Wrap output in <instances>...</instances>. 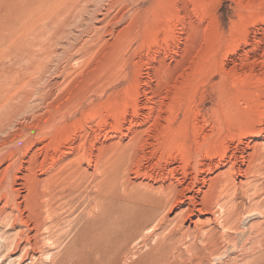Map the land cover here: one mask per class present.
I'll list each match as a JSON object with an SVG mask.
<instances>
[{"label": "rangeland", "instance_id": "374dc122", "mask_svg": "<svg viewBox=\"0 0 264 264\" xmlns=\"http://www.w3.org/2000/svg\"><path fill=\"white\" fill-rule=\"evenodd\" d=\"M263 126L264 0H0V192L6 195L0 204L9 202L10 186H16L21 203L12 214L25 218L19 223L9 215L1 218L0 264H72L79 256L80 264H95L99 253L82 246L93 225L99 249L121 250L102 258L106 264H264V144L252 146L264 143ZM220 143L228 156L238 146L250 150L253 159L242 168L254 174L231 173L228 186L224 178L203 185L205 170L197 175L196 168L217 160ZM199 187L213 188V198L218 190L220 203L208 222V215L185 212ZM143 191L154 197L157 212L147 217V232L109 241L110 234L127 230L113 217ZM53 213L59 222L49 239L42 224ZM43 216L48 219L41 223ZM38 224L46 236L43 247L34 259L19 262L23 249L14 255L10 244L20 231L33 235Z\"/></svg>", "mask_w": 264, "mask_h": 264}, {"label": "bare ground", "instance_id": "6f19581e", "mask_svg": "<svg viewBox=\"0 0 264 264\" xmlns=\"http://www.w3.org/2000/svg\"><path fill=\"white\" fill-rule=\"evenodd\" d=\"M238 1V0H237ZM253 2V1H252ZM38 4V3H37ZM33 6V5H32ZM31 7V6H30ZM41 12V11H40ZM69 12V11H68ZM23 14V13H22ZM81 15V14H80ZM67 16V15H66ZM90 16V15H89ZM64 17V16H63ZM62 17V18H63ZM68 17V16H67ZM253 17V16H252ZM257 17V16H256ZM65 18V17H64ZM79 18V17H78ZM92 18V17H91ZM75 19V18H74ZM76 19H77V17H76ZM80 19V18H79ZM97 19V18H96ZM256 19H258V18H256ZM64 20V19H63ZM63 20H62V22H63ZM80 20H82V19H80ZM253 21H254V19H252ZM97 21H99V20H97ZM257 21V20H256ZM258 21H259V19H258ZM261 21V20H260ZM48 22H50V20L48 21ZM71 22H72V20H71ZM79 22V21H78ZM251 22V21H250ZM82 23V22H81ZM87 23V22H86ZM100 23V22H99ZM252 23V22H251ZM80 24V23H79ZM250 24V23H249ZM82 25V24H81ZM86 25V24H85ZM93 25V24H92ZM79 27V26H78ZM82 27V26H81ZM84 27V26H83ZM82 27V28H83ZM63 28V27H62ZM64 28H66V27H64ZM86 28V27H85ZM84 28V29H85ZM246 28V27H245ZM57 29H58V27H57ZM243 29V28H242ZM62 32V31H61ZM66 32V31H65ZM246 32V31H245ZM60 33V32H59ZM63 33V32H62ZM61 34V33H60ZM65 34V33H64ZM56 35V34H55ZM96 35V34H95ZM98 35H99V33H98ZM241 35H243V34H241ZM60 37V36H59ZM56 38V37H55ZM88 40V39H87ZM235 40V39H234ZM58 40H56V42H57ZM85 41V40H84ZM236 41V40H235ZM54 42V41H53ZM234 44V43H233ZM245 44V43H244ZM231 46V45H230ZM73 47V46H72ZM235 47V46H234ZM78 48H80V47H78ZM230 48V47H229ZM233 48V47H232ZM241 48V47H240ZM63 49V48H62ZM231 49V48H230ZM77 50V49H76ZM233 51V50H232ZM54 52V51H53ZM227 52H228V49H227ZM229 52H230V50H229ZM232 53V52H231ZM49 54V53H48ZM26 55V54H25ZM51 55V54H50ZM246 55V54H245ZM27 56V55H26ZM61 56V55H60ZM71 57V56H70ZM20 58V57H19ZM50 58V57H49ZM246 58V57H245ZM259 59V58H258ZM36 60H38V59H36ZM49 60V59H48ZM61 61V60H60ZM38 62H36V64H37ZM255 63V62H254ZM35 64V65H36ZM79 65V64H78ZM247 65V64H246ZM235 67V66H234ZM261 67V66H260ZM41 69H42V67H40ZM52 68H54V67H52ZM247 68V67H246ZM244 69V68H243ZM236 71V70H235ZM257 71V70H256ZM261 71V70H260ZM263 77V76H262ZM250 79V78H249ZM238 80V79H237ZM239 81H240V78H239ZM262 81H263V79H262ZM49 87V86H48ZM154 87V86H153ZM40 88V87H39ZM44 89V88H43ZM32 90V89H31ZM58 90V89H57ZM153 91V90H152ZM155 91V90H154ZM49 93V92H48ZM155 93V92H154ZM25 94V93H24ZM45 94V93H44ZM257 94V93H256ZM28 95V94H27ZM43 95V94H42ZM137 95V94H136ZM159 95V94H158ZM25 97V96H24ZM263 97V96H262ZM36 98V97H35ZM23 99V98H22ZM237 99H238V97H237ZM43 100V99H42ZM134 100V99H133ZM30 102V101H29ZM40 102V101H39ZM133 102V101H132ZM30 103H32V102H30ZM63 103V102H62ZM160 103V102H159ZM194 103V102H193ZM126 104V103H125ZM130 104V103H129ZM26 105V104H25ZM135 105V104H134ZM158 105V104H157ZM38 106V105H37ZM129 106V105H128ZM257 106V105H256ZM260 106V105H259ZM30 107V106H29ZM153 107V106H152ZM195 107V106H194ZM87 108V107H86ZM125 108V107H124ZM132 108V107H131ZM253 108H255V107H252L251 109L252 110H254ZM57 109V108H56ZM194 109V108H193ZM259 109V108H258ZM263 109V108H262ZM32 110V109H31ZM110 110V109H109ZM140 110V109H139ZM15 111V110H14ZM113 111H115V110H113ZM97 112V111H96ZM139 111L136 109V110H134V113H135V115H138L139 113H138ZM194 112V111H193ZM252 112V111H251ZM82 113H84V112H82ZM109 113V112H108ZM184 113V112H183ZM112 114V113H111ZM196 114V113H195ZM261 114V113H260ZM85 115V114H84ZM83 114H82V116H84ZM113 115V114H112ZM111 115V116H112ZM114 115H116V114H114ZM125 115V114H124ZM197 115V114H196ZM199 115V114H198ZM16 116V115H15ZM87 116H89V115H87ZM87 116H85V117H87ZM122 116V115H121ZM191 116V115H190ZM92 118H93V116H91ZM90 117V118H91ZM108 117H109V115H108ZM116 117H117V115H116ZM115 117V118H116ZM118 117H119V115H118ZM249 117V116H248ZM260 117V116H259ZM120 118V117H119ZM118 118V119H119ZM124 118V117H123ZM122 118V119H123ZM139 118V117H138ZM194 118V117H193ZM251 118V117H250ZM80 119V118H79ZM83 119V118H82ZM88 119H89V117H88ZM171 119V118H170ZM247 119V118H246ZM27 120V119H26ZM5 121V120H4ZM73 121V120H72ZM72 121H71V123H72ZM78 121V120H77ZM115 121V120H114ZM120 121H122V120H120ZM131 121H132V119H131ZM171 121V120H170ZM13 122V121H12ZM26 122V121H25ZM251 122V121H250ZM262 122V121H261ZM74 123H75V121H74ZM121 123V122H120ZM130 123H132V122H130ZM141 122H135V124H140ZM170 123V122H169ZM172 123V122H171ZM203 123H204V121H203ZM13 124V123H12ZM78 126L81 128V126H80V122H78ZM113 124V123H112ZM114 124H115V122H114ZM159 124V123H158ZM181 124V123H180ZM232 124V123H231ZM253 124H255V123H253ZM74 125V124H73ZM93 125V124H92ZM100 125H101V123H100ZM104 125V124H103ZM118 125H120V124H118ZM131 125H133V124H131ZM143 125V124H142ZM243 125V124H242ZM249 125V124H248ZM259 125V124H258ZM40 126V125H39ZM113 126V125H112ZM160 126H162V125H160ZM250 126V125H249ZM28 127H29V125H28ZM36 127V126H35ZM77 127V126H76ZM83 127V126H82ZM92 127V126H91ZM98 127H100V126H98ZM119 127V126H118ZM125 127V126H124ZM154 127V126H153ZM204 127V126H203ZM264 127V126H263ZM10 128V127H9ZM94 128V127H93ZM113 128V127H112ZM122 128V127H121ZM126 128V127H125ZM164 128V127H163ZM170 128V127H169ZM168 128V129H169ZM242 128H244L243 126H242ZM246 128V127H245ZM245 128H244V130H245ZM251 128V127H250ZM250 128H248V129H250ZM7 129V128H6ZM15 129V128H14ZM69 129V128H68ZM74 129V128H73ZM98 129H100V128H98ZM116 129V128H115ZM192 129H193V126H192ZM241 129V128H240ZM247 129V130H248ZM11 130V129H10ZM77 130V129H76ZM75 130V131H76ZM81 130H82V128H81ZM102 130V129H101ZM127 130V129H126ZM139 130V129H138ZM143 130V129H142ZM158 130V129H157ZM163 130V129H162ZM194 130V129H193ZM207 130V129H206ZM210 130V129H209ZM255 130L256 129H254L253 131H252V133H258V132H255ZM2 131V130H1ZM7 131V130H6ZM63 131V130H62ZM74 131V132H75ZM173 131V130H172ZM242 131V130H241ZM246 131V130H245ZM248 131H250V130H248ZM60 132V131H59ZM64 132H67V131H65L64 130ZM71 132V131H70ZM82 132V131H81ZM102 132V131H101ZM108 132V131H107ZM130 132V131H129ZM138 132V131H137ZM147 132V131H146ZM8 133V132H7ZM15 133V132H14ZM63 133V132H62ZM76 133V132H75ZM106 133V132H105ZM123 133V132H122ZM141 133V132H140ZM168 133V132H167ZM244 133H246V132H244ZM248 133H250V132H248ZM11 134V133H10ZM61 134V133H60ZM74 134V133H73ZM80 134V133H79ZM95 134V133H94ZM101 134V133H100ZM103 134V133H102ZM142 134V133H141ZM195 134V133H194ZM198 134V133H197ZM233 134V133H232ZM1 135V134H0ZM7 135V134H6ZM18 135V134H17ZM92 135H93V133H92ZM98 135V134H97ZM109 135H111L110 133H109ZM134 135V134H133ZM140 135V134H139ZM157 135V134H156ZM204 135V134H203ZM225 135V134H224ZM91 136V135H90ZM89 136V137H90ZM114 136V135H113ZM153 136V135H152ZM173 136V135H172ZM205 136H207V135H205ZM62 137V136H61ZM74 137V136H73ZM94 137V136H93ZM92 137V138H93ZM104 137H105V135H104ZM109 137V136H108ZM137 137V136H136ZM139 137V136H138ZM210 137V136H209ZM56 138V137H55ZM72 138V137H71ZM91 138V137H90ZM91 138V139H92ZM95 138V137H94ZM107 138V137H106ZM133 138V137H132ZM155 138V137H154ZM191 138V137H190ZM223 138V137H222ZM98 139V138H97ZM104 139V138H103ZM75 140V139H74ZM79 140V139H78ZM95 140V139H94ZM93 140V142H96V140L94 141ZM102 140V139H101ZM109 140V139H108ZM149 140V139H148ZM68 141V140H67ZM66 141V142H67ZM87 141V140H86ZM130 141V140H129ZM128 141V142H129ZM139 141H140V138H139ZM207 141V140H206ZM221 141H222V139H221ZM240 141V140H239ZM62 142V141H61ZM66 142L65 143H63V145L64 144H66ZM90 142V141H89ZM224 142V141H223ZM47 143V142H46ZM58 143V142H57ZM69 143V142H68ZM132 143V142H131ZM135 143V142H134ZM144 143H146V144H148L149 142L147 141V139H146V141L144 142ZM143 143V144H144ZM157 143V142H156ZM161 143V142H160ZM170 143H171V141H170ZM217 143H219V142H217ZM216 143V144H217ZM90 144V143H89ZM100 144V143H99ZM102 144V143H101ZM100 144V145H101ZM139 144V143H138ZM142 144V145H143ZM145 144V145H146ZM168 144V143H167ZM212 144V143H211ZM239 144V143H238ZM262 144H264V143H253V147H258V145H262ZM48 145H49V143H48ZM54 145V144H53ZM62 145V144H61ZM60 145V146H61ZM129 145V144H128ZM133 145H135V144H133ZM144 145V146H145ZM156 145V144H155ZM195 145H196V143H195ZM218 145V144H217ZM219 145H221L219 148L218 147H216V150H214L215 152H216V154H218V158H217V160L216 161H212V162H207V163H203V162H201V163H199L198 165V167L196 168L197 170H196V173H197V175H198V172L200 171V170H205L204 171V173H206L205 174V176H203L200 180L202 181H200L203 185L204 184H206L207 182H210L209 184L210 185H208V186H210V187H212V183H213V185H214V183L217 181V179L218 178H221V179H223V180H225L224 182H225V184L228 186L229 184H231L234 180V177H231V173H235V174H237V175H239V176H242L243 175V173H245V174H247V170L246 169H244V168H242V166H243V163H246V162H250V160H251V158H252V156L254 155L253 153V155H251V153L248 151V150H246L245 148H241V147H237V150H236V148H234V150L232 149V152H231V155L230 156H228V152H227V147L226 146H224L223 144H219ZM227 145V144H226ZM247 145L249 146L250 144L249 143H247ZM46 146V145H45ZM86 146V145H85ZM97 146V145H96ZM114 146V145H113ZM175 146V145H174ZM209 146V145H208ZM216 146V145H215ZM54 147H55V145H54ZM64 147V146H63ZM71 147V146H70ZM93 147V146H92ZM137 147V146H136ZM148 147V146H147ZM161 147V146H160ZM164 147V146H163ZM168 147V146H167ZM252 147V148H253ZM255 148L256 150H258V148ZM30 148V147H29ZM27 149L26 150V152L28 153L29 152V150L30 149ZM38 148V147H37ZM61 148V147H60ZM87 149H88V147H86ZM128 148V147H127ZM134 148H135V146H134ZM133 148V149H134ZM169 148V147H168ZM174 148V147H173ZM204 148V147H203ZM208 148V147H207ZM218 148V149H217ZM249 148V147H248ZM46 149V148H45ZM55 149V148H54ZM93 149V148H92ZM97 149V148H96ZM96 149H94V150H96ZM98 149H102V146H101V148H98ZM110 149V148H109ZM146 149H148V148H146ZM171 149V148H170ZM176 149V148H175ZM185 149V148H184ZM40 150V149H39ZM47 150H48V148H47ZM72 150V149H71ZM74 150V149H73ZM88 150H90V149H88ZM106 150V149H105ZM161 150H163V149H161ZM169 150V149H168ZM187 150V149H186ZM195 150V149H194ZM203 150V149H202ZM254 150V149H253ZM10 151V150H9ZM49 151H50V149H49ZM70 151V150H69ZM91 151H93V150H91ZM164 151V150H163ZM176 151V150H175ZM185 151V150H184ZM210 151H211V149H210ZM61 152H63V151H61ZM72 152V151H71ZM76 152H77V150H76ZM75 152V153H76ZM89 152V151H88ZM103 152V151H102ZM162 152V151H161ZM31 153V152H30ZM36 153V152H35ZM51 153V152H50ZM57 153V152H56ZM67 153V152H66ZM147 153V152H146ZM179 153V152H178ZM204 153V152H203ZM205 153H206V151H205ZM212 153H213V150H212ZM264 153V152H263ZM11 154V153H10ZM24 154V153H23ZM32 154H34V153H32ZM90 154V153H89ZM103 154H104V152H103ZM153 154V153H152ZM259 154V153H258ZM47 155V154H46ZM86 155V154H85ZM107 155V154H106ZM162 155H165V154H162ZM168 155V154H167ZM177 155V154H176ZM183 155H184V157H185V159L186 160H188V158H189V155H188V153L187 152H183ZM203 155V154H202ZM209 155V154H208ZM210 155H212V154H210ZM210 155H209V158H210ZM30 157L32 156V155H29ZM28 156V157H29ZM130 156H131V154H130ZM170 156V155H169ZM213 156H215V154L213 155ZM262 156H263V154H262ZM33 157H36V155L35 156H33ZM54 157V156H53ZM56 157V156H55ZM59 157V156H58ZM91 157V156H90ZM103 157V156H102ZM166 157V156H165ZM180 157V156H179ZM206 157V156H205ZM259 157H260V155H259ZM9 158V157H8ZM44 158V157H43ZM46 158V157H45ZM51 158H52V156H51ZM50 158V159H51ZM57 158V157H56ZM55 158V159H56ZM60 158H63V157H60ZM79 158V156L77 157V159ZM106 158V157H105ZM208 158V159H209ZM255 158V157H254ZM31 159H33V158H31ZM53 159V158H52ZM87 159V158H86ZM183 159V158H182ZM182 159L180 158V160H181V163H182ZM204 159V158H203ZM253 159V158H252ZM30 160V159H29ZM34 160L35 159H33V162H34ZM41 160H43V159H41ZM59 160V159H58ZM97 160V159H96ZM148 160V159H147ZM44 161V160H43ZM46 161V160H45ZM50 161V160H49ZM54 161V160H53ZM166 161V160H165ZM179 161V160H178ZM209 161V160H208ZM211 161V160H210ZM258 161V160H257ZM23 162V161H22ZM27 162H29V161H27ZM52 162V161H51ZM62 162V161H61ZM129 162V161H128ZM177 162V161H176ZM186 162V161H185ZM206 162V161H205ZM253 162V161H252ZM251 162V163H252ZM254 162H256V161H254ZM261 162V161H260ZM25 163V162H24ZM35 163H36V161H35ZM43 163V162H42ZM41 163V164H42ZM46 163H47V161H46ZM45 163V164H46ZM49 163V162H48ZM59 163V162H58ZM98 163V162H97ZM101 163V162H100ZM99 163V164H100ZM134 163V162H133ZM250 163V164H251ZM23 164V163H22ZM30 164V163H29ZM155 164V163H154ZM248 164V163H247ZM32 165V164H31ZM34 165V164H33ZM37 165V164H36ZM60 165V164H59ZM63 165V164H62ZM181 165V164H180ZM245 165V164H244ZM253 165V164H252ZM251 165V166H252ZM254 165H256L257 166V164H254ZM38 166V165H37ZM40 166V165H39ZM43 166V165H42ZM126 166V165H125ZM139 166H140V164H139ZM142 166V165H141ZM178 166V165H177ZM185 166H187V165H185ZM189 166V165H188ZM251 166L250 167H248V168H251ZM48 167V166H47ZM46 167V168H47ZM52 167V166H51ZM120 167V166H119ZM168 167V166H167ZM183 167V166H182ZM191 167V166H190ZM26 168V167H25ZM29 168V167H28ZM30 168H31V166H30ZM42 168V167H41ZM67 168V167H66ZM137 168V167H136ZM141 168V167H140ZM139 168V169H140ZM170 168V167H169ZM168 168V169H169ZM189 168V167H188ZM43 169H44V167H43ZM53 169H54V167H53ZM107 169V168H106ZM122 169V168H121ZM138 169V168H137ZM146 169V168H145ZM32 170H34L33 168L31 169V170H29V171H32ZM41 170V169H40ZM45 170V169H44ZM134 170H135V168H134ZM160 170H162V169H160ZM176 170V169H175ZM181 170V169H180ZM189 170V169H188ZM191 170H192V168H191ZM190 170V171H191ZM28 171V170H27ZM49 171H51V170H49ZM71 171V170H70ZM94 171V170H93ZM146 170H144L143 172L146 174L147 172H145ZM148 171V170H147ZM170 171V170H169ZM171 171H173V167L171 168ZM213 171H217V173H216V175L213 177H211L210 175L213 173ZM254 171H255V169H254ZM45 172V171H44ZM168 172V171H167ZM184 172H187L186 170L184 171ZM253 172V171H252ZM248 173L249 175H251V174H254V173ZM261 172V171H260ZM31 173V172H30ZM32 173H33V171H32ZM31 173V174H32ZM38 173V172H37ZM46 173V172H45ZM49 173V172H48ZM149 173V172H148ZM151 173V172H150ZM169 174H170V172H168ZM178 173H179V171H178ZM182 173V172H181ZM257 173V172H256ZM261 173H263V172H261ZM261 173H260V176H261ZM1 174V173H0ZM28 174V173H27ZM39 174V173H38ZM44 174V173H43ZM158 174V173H157ZM167 174V173H166ZM187 174V173H186ZM191 174V173H190ZM194 174V173H193ZM248 174H247V176H248ZM23 175V174H22ZM26 175V174H25ZM32 175H34V174H32ZM45 175H47V174H45ZM86 175V174H85ZM150 175H152V174H150ZM168 175V174H167ZM172 175V174H171ZM174 175V174H173ZM177 175V174H176ZM181 175V174H180ZM195 175V174H194ZM28 176H30L29 174H28ZM35 176V175H34ZM39 176V175H38ZM158 176V175H157ZM183 176V175H182ZM187 176V175H186ZM244 177L246 176V175H243ZM246 176V177H247ZM16 177V176H15ZM25 177V176H24ZM35 177H37V176H35ZM142 177V176H141ZM156 177V176H155ZM160 177V176H159ZM162 177V176H161ZM170 177V176H169ZM173 177V176H172ZM244 177H242V178H244ZM5 178V177H4ZM12 178V177H11ZM27 178H29V177H27ZM184 178V177H183ZM190 178H192V177H190ZM189 178V179H190ZM233 178V179H232ZM17 179V178H16ZM35 179V178H34ZM39 179V178H38ZM37 179V183H38V180ZM74 179V178H73ZM129 179V178H128ZM165 179V178H164ZM178 179V178H177ZM193 179H195V177L193 178ZM220 179V180H221ZM249 179V178H248ZM15 180V179H14ZM30 180V179H29ZM219 180V179H218ZM30 181H32V180H30ZM36 181V180H35ZM164 181V180H163ZM179 181H181V180H179ZM185 181V180H184ZM242 181H245V180H242ZM45 182V181H44ZM133 182V181H132ZM141 182V181H140ZM176 182V181H175ZM174 182V183H175ZM194 182V181H193ZM221 182V181H220ZM219 182V183H220ZM39 183H41L40 181H39ZM42 183H43V181H42ZM144 183V182H143ZM158 183V182H157ZM168 183V182H167ZM189 183V181L187 182V184ZM199 183V182H198ZM217 183H218V181H217ZM216 183V184H217ZM218 183V184H219ZM240 183V182H239ZM14 184V183H13ZM44 184V183H43ZM140 184V183H139ZM162 184V183H161ZM216 184H215V186H216ZM222 184V183H221ZM238 184V183H237ZM252 184V183H251ZM26 185V184H25ZM150 185V184H149ZM172 185V184H171ZM170 185V186H171ZM180 185V184H179ZM223 186H224V183L222 184ZM164 186V185H163ZM165 186H169V185H165ZM200 186V185H199ZM214 186V187H215ZM244 186V185H243ZM246 186V185H245ZM252 186V185H251ZM29 187H31L30 185H29ZM36 187V186H35ZM135 187V186H134ZM157 187H160L159 185L157 186ZM157 187H155L154 189H157ZM187 187V186H186ZM189 187H190V185H189ZM207 187V186H206ZM210 187H209V190L208 191H204L202 188H197V190H196V194L195 195H191V197H190V200H191V202H189V203H192V206L193 207H191L190 208V206H188V207H186V210H185V208L183 209V210H185V212L187 211V213H188V216H190V215H192L194 212H196V211H198L200 214L201 213H203V215H208L207 216V218H206V221L208 222L209 220H211V217L209 216V215H211V216H215L214 214H212V212H213V207H214V205L215 204H219L220 203V200H219V198H217V191L218 190H216L215 192H214V194H216L215 195V197L213 198V194H212V190H213V188L212 189H210ZM217 187V186H216ZM215 187V188H216ZM219 187H221V185L219 186ZM233 187V186H232ZM248 187V186H247ZM47 188V187H46ZM149 188V187H148ZM160 188H162V187H160ZM167 187H165V189H166ZM175 189H176V187H174ZM185 188V187H184ZM184 188H182V189H184ZM192 188V187H191ZM208 188V187H207ZM225 188V187H224ZM227 188V187H226ZM245 188V187H244ZM254 188V187H253ZM20 189V188H19ZM23 189V188H22ZM29 189V188H28ZM31 189H33L32 187H31ZM36 188H34V190H35ZM62 189V188H61ZM153 188H151V190H152ZM194 189V188H193ZM192 189V190H193ZM217 189V188H216ZM219 189H222V188H219ZM228 189H229V187H228ZM239 189H241V188H239ZM248 189H249V187H248ZM18 190V188L16 187V186H14V185H11L10 186V193H8V195H9V202L8 201H4V203L2 204H0V220H1V218H5L6 216H8L9 215V217H11V220L13 219V222L15 221V223H19V221L20 222H22V219L24 220L25 218H22L21 219V216L20 215H17V216H13V214H12V209L14 208V207H16L17 209H19V207H20V201L17 199V198H19V197H17L18 196V194H16V191ZM158 190H159V188H158ZM161 190V189H160ZM160 190H159V192H160ZM178 189H176L175 191H177ZM184 190H186V189H184ZM188 190H190V189H188ZM187 190V191H188ZM206 190V189H205ZM223 190V189H222ZM245 190V189H244ZM29 191V190H28ZM33 191V190H32ZM32 191H30V192H32ZM133 191V190H132ZM147 191V190H146ZM168 191V190H167ZM174 191V192H175ZM219 191H221V190H219ZM229 191V190H228ZM35 192V191H34ZM42 192V191H41ZM44 192V191H43ZM133 192H135V191H133ZM151 192V191H150ZM149 192V193H150ZM162 192V191H161ZM160 192V193H161ZM194 192V191H193ZM246 192V191H245ZM251 192V191H250ZM46 193V192H45ZM165 193V192H164ZM172 193V192H171ZM176 193V192H175ZM178 193V192H177ZM184 193V192H183ZM200 193H202V194H204V197L202 198V200L199 202L198 200H197V198H198V195L200 194ZM221 193V192H220ZM230 193H232V192H230ZM40 194V193H39ZM39 194H37V195H39ZM166 194V193H165ZM164 194V195H165ZM174 193H172V195H173ZM182 194V193H181ZM193 194V193H192ZM227 194V193H226ZM225 194V195H226ZM228 194H229V192H228ZM227 194V195H228ZM248 194V193H247ZM20 195V194H19ZM29 195V194H28ZM45 195V194H44ZM167 195H168V193H167ZM201 195V194H200ZM220 195V194H219ZM221 195H224V194H222L221 193ZM5 194L3 193V192H0V199L2 198V197H4L5 198ZM25 196V194H22L21 195V197L22 198H25L24 197ZM43 198H47V197H49V196H47V197H44L43 195H41ZM168 196H171V195H168ZM167 196V198L166 197H164L165 199H169V197ZM230 196V195H229ZM243 196V195H242ZM39 197H40V195H39ZM41 197V198H42ZM130 197V196H129ZM158 197V196H157ZM159 197H161V196H159ZM174 197V196H173ZM188 197V196H187ZM209 197V198H208ZM222 197V196H221ZM220 197V198H221ZM36 198H38V197H36ZM42 198V199H43ZM50 198V197H49ZM163 198V199H164ZM172 197H170V199H171ZM200 198H201V196H200ZM230 198V197H229ZM30 199H31V196H30ZM57 199V198H56ZM178 199L179 198H176L175 199V201H174V203L176 204V202L178 201ZM185 199V198H184ZM187 199H189V198H187ZM21 200H23V199H21ZM27 200V199H26ZM25 200V201H26ZM65 200V199H64ZM67 200V199H66ZM172 200V199H171ZM52 201V200H51ZM1 202H3V201H1ZM23 202V201H22ZM165 202H167V201H165ZM170 202V201H169ZM7 203H9V208L8 209H6L5 210V204H7ZM32 203H34V202H32ZM38 203V202H37ZM154 203V197L153 196H151L150 194H147V193H145V191H143V192H136V194L135 195H133V197L130 199V200H128V201H126V202H124L123 204H122V209H121V212H119L118 214H116L114 217H113V222L114 223H119V224H121V225H123L124 227H127V230H124L121 234L120 233H117V234H115V233H112V234H110L108 237H107V239H109V241L111 240V239H113L114 238V240L115 239H119L120 237L122 238L121 240H123V238H127L128 240H131V239H133V238H135V237H139V236H141V235H143V233H145V232H147V230H145V227L147 226V223H148V219H147V217H149L150 215H154V214H157V212H156V210L152 207V204ZM163 203H164V201H163ZM168 203V202H167ZM166 203V204H167ZM189 203H188V205H189ZM25 204V203H24ZM29 204V203H28ZM156 204V203H155ZM154 204V205H155ZM217 204V205H218ZM165 205V204H164ZM191 205V204H190ZM199 205V206H198ZM217 205H215V207L217 206ZM35 206V205H34ZM49 206V205H48ZM61 206V205H60ZM172 206V205H171ZM198 206V207H197ZM226 206V205H225ZM41 207V206H40ZM67 207V206H66ZM173 207V206H172ZM180 207V206H179ZM245 207V206H244ZM34 208V207H33ZM44 208V207H43ZM42 208V209H43ZM52 208V207H51ZM65 208V207H64ZM230 208V207H229ZM249 208V207H248ZM54 209V211H55V208H53ZM62 209H63V207H62ZM244 209V208H243ZM242 209V210H243ZM30 210V209H29ZM46 209H44L43 210V212L45 211ZM70 210V209H69ZM159 210V209H158ZM181 210V209H180ZM231 210V209H230ZM249 210V209H248ZM42 211V210H41ZM112 211V210H111ZM171 211V210H170ZM244 211V210H243ZM251 211V210H250ZM21 212V211H20ZM36 212H37V210H36ZM35 212V213H36ZM40 212V211H39ZM48 212V211H47ZM46 211H45V213H47ZM52 212H53V210H52ZM51 212V213H52ZM180 211H178L177 213H179ZM183 212V211H182ZM214 212H215V210H214ZM242 212V211H241ZM22 213V212H21ZM32 213V212H31ZM160 213V212H159ZM175 213V212H174ZM177 213H175L176 215H177ZM186 213V214H187ZM216 213V212H215ZM222 213V212H221ZM220 213V214H221ZM40 214H43V213H41L40 212ZM168 214V213H167ZM181 214V213H180ZM180 214H178V215H180ZM185 214V215H186ZM52 215V220H51V222H49V223H47L46 221H42V219L44 218H46V217H48L49 216V214H48V216H43L42 218H40L41 219V223L43 222V224H42V227H44V230H47V231H49V237H47V238H53L54 237V227H56L57 226V224H58V222H59V217H58V215L56 214V213H53V214H51ZM184 215V216H185ZM39 216V215H38ZM22 217H24V216H22ZM224 217V216H223ZM227 217V216H226ZM229 217V216H228ZM67 218V217H66ZM154 218V217H153ZM171 218V217H170ZM197 218V217H196ZM46 219H48V218H46ZM152 219V218H151ZM166 219V218H165ZM178 219H180L181 220V218H178ZM220 219H221V216H220ZM225 219V218H224ZM223 219V220H224ZM227 219V218H226ZM19 220V221H18ZM30 220V219H29ZM29 220H28V222H29ZM39 220V219H38ZM67 220V219H66ZM168 220V219H167ZM170 220V219H169ZM196 220V219H195ZM195 220H193V221H195ZM203 220H205V219H203ZM223 220H221V222L223 221ZM3 221V220H2ZM1 221V222H2ZM171 221V220H170ZM174 221V220H173ZM177 221H179V220H177ZM197 222V224H198V222H200L198 225H199V227H202V226H200V225H203L204 224V222L203 221H201L200 219H199V216H198V218H197V220H196ZM33 222H35V221H33ZM36 222H38V221H36ZM62 222H63V220H62ZM181 222V221H180ZM217 222H219V221H217ZM225 222V221H224ZM232 222V221H231ZM4 223V222H3ZM23 223H26V222H23ZM106 223V222H105ZM182 223H183V221H182ZM184 223H185V221H184ZM193 223V222H192ZM225 223H227V222H225ZM233 223V222H232ZM36 224V223H35ZM34 224V225H35ZM46 224H48L47 226H45ZM218 224V223H217ZM229 224V223H228ZM231 224V223H230ZM26 225V224H25ZM33 225V226H34ZM188 225V224H187ZM186 225V226H187ZM197 225V226H198ZM205 225H207L206 223H205ZM223 225V224H222ZM226 225V224H225ZM224 225V226H225ZM258 225H260V224H258ZM262 225V224H261ZM27 226V225H26ZM40 226V224H38V225H36V227L35 228H33V230H34V233H33V235H28V233H29V230L28 231H26V233H25V235L27 234L28 236L27 237H23L22 235H21V233H22V231H20L19 233H18V238L16 239V242L14 243V245L13 244H10V245H12L13 246V250H15L13 253H14V255H15V252L16 251H18L19 249L20 250H22V255L20 256V260H19V262L20 261H23V260H25L26 258H31V260L32 259H34L35 258V255H37V252H38V250H40V248L41 247H43L42 246V244H43V240L46 238V236H45V234H40V231H41V227H39ZM185 226V227H186ZM192 226H194V225H192ZM235 226V225H234ZM196 227V226H195ZM13 228V227H12ZM16 228V227H15ZM31 228V227H30ZM60 228V227H59ZM198 228V227H197ZM196 228V229H197ZM229 228H230V225H229ZM232 228V227H231ZM262 228V227H261ZM43 229V228H42ZM61 229V228H60ZM66 229V228H65ZM65 229H62V232H63V230H65ZM187 229V228H186ZM204 229V228H203ZM202 229V230H203ZM226 229V228H225ZM233 229V228H232ZM44 230H42V231H44ZM111 230V229H110ZM144 230H145V232H144ZM198 230V229H197ZM264 230V229H263ZM262 230V231H263ZM60 231V230H59ZM113 231V230H112ZM116 231H117V228H116ZM149 231V230H148ZM184 231V230H183ZM199 231H201V230H199ZM206 232H207V229L205 230ZM257 231H258V229H257ZM256 231V232H257ZM261 231V230H260ZM61 232V233H62ZM184 232H186V231H184ZM188 232V231H187ZM47 233V232H46ZM60 233V232H59ZM60 233V234H61ZM57 234V233H56ZM59 234V235H60ZM185 234V233H184ZM198 234V233H197ZM209 234V233H208ZM220 234H221V232H220ZM255 234V233H254ZM258 234V233H257ZM58 235V236H59ZM16 236V235H15ZM219 236V235H218ZM224 236V235H223ZM258 236V235H257ZM3 238H4V236H2ZM211 237V236H210ZM210 237H209V239H210ZM220 237V236H219ZM12 238V237H11ZM99 232L95 229V225H93V228H92V230L90 231V234L89 235H86V238H84V243H82V246L84 245L86 248H89V250H95V252L96 253H99V254H96V257H95V264H97V262L98 261H100V263L101 264H106L105 263V261H104V263L102 262L103 260H105V258H106V256H108V255H114V254H119L120 252H121V250L119 249V248H115L114 246H112V248H111V250H109V249H99L100 247V240H99ZM222 238V237H221ZM253 238V237H252ZM251 238V239H252ZM54 239V238H53ZM140 239V238H139ZM220 239V238H219ZM14 240H15V238H14ZM13 240V241H14ZM113 240V241H114ZM211 240V239H210ZM210 240H209V242H210ZM250 240V239H249ZM53 241V240H52ZM104 241V240H103ZM107 241V240H106ZM136 241V240H135ZM138 241V240H137ZM228 241V240H227ZM3 242H6V241H3ZM8 242V241H7ZM6 242V243H7ZM57 242H58V240H57ZM246 242V241H245ZM256 242V241H255ZM254 242V243H255ZM53 243V242H52ZM253 243V242H252ZM259 243V242H258ZM8 244V245H9ZM111 244H112V242H111ZM111 244H109V245H111ZM209 244V243H208ZM7 245V246H8ZM47 246H48V244H46ZM45 244H44V246H46ZM107 245V244H106ZM213 245V244H212ZM252 245V244H251ZM256 246V245H255ZM4 248V247H3ZM8 248V247H7ZM10 248H11V246H10ZM55 248V247H54ZM6 249V248H5ZM12 249V248H11ZM211 249H214V248H211ZM241 249V248H240ZM245 249V248H244ZM7 250V249H6ZM5 250V251H6ZM10 250V249H9ZM252 250V249H251ZM86 251V250H85ZM208 251H209V249H208ZM241 251V250H240ZM246 251V250H245ZM211 252V251H210ZM209 252V253H210ZM208 253V252H207ZM215 253H217V252H215ZM215 253H213V254H215ZM39 254V253H38ZM2 255V254H1ZM209 255V254H208ZM45 255H43V257H44ZM205 256H206V253H205ZM204 256V257H205ZM211 256V255H210ZM245 256V255H244ZM49 257V256H48ZM47 258V257H46ZM70 258V257H69ZM102 258H103V260H102ZM16 259H18V258H16ZM65 259V258H64ZM115 259V258H114ZM207 259V258H206ZM84 260V258H82V256H79L78 258H72V264H80V263H82V261ZM203 260H204V258H203ZM71 261V260H70ZM79 261V262H78ZM244 261V260H243ZM18 262V261H17ZM32 262V261H31ZM238 262V261H237ZM61 263V262H60ZM166 263V262H165ZM247 263V262H246ZM50 264V263H49ZM55 264V263H54ZM201 264V263H200ZM238 264V263H237Z\"/></svg>", "mask_w": 264, "mask_h": 264}]
</instances>
